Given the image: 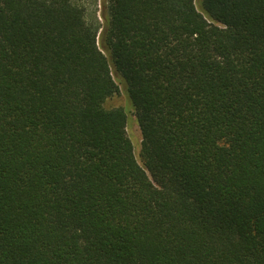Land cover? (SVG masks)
I'll use <instances>...</instances> for the list:
<instances>
[{
	"label": "trees",
	"instance_id": "trees-1",
	"mask_svg": "<svg viewBox=\"0 0 264 264\" xmlns=\"http://www.w3.org/2000/svg\"><path fill=\"white\" fill-rule=\"evenodd\" d=\"M0 264H264V0H0Z\"/></svg>",
	"mask_w": 264,
	"mask_h": 264
},
{
	"label": "rangeland",
	"instance_id": "rangeland-1",
	"mask_svg": "<svg viewBox=\"0 0 264 264\" xmlns=\"http://www.w3.org/2000/svg\"><path fill=\"white\" fill-rule=\"evenodd\" d=\"M102 0H99V3H101ZM100 7V4H99ZM120 86V92L114 94L110 98H108L104 105L105 107H114V106H119V105H124L127 106L128 110V119H127V124H126V131L128 136L131 139V142L133 144L134 152L137 157V160L140 161L139 157V152H140V143H141V133L140 129L138 127L136 118L133 114V111L131 108L127 105L125 95H124V89H123V84L119 83Z\"/></svg>",
	"mask_w": 264,
	"mask_h": 264
}]
</instances>
